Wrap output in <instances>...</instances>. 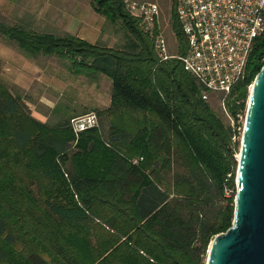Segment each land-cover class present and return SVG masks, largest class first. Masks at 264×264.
Wrapping results in <instances>:
<instances>
[{
    "label": "trees",
    "instance_id": "1",
    "mask_svg": "<svg viewBox=\"0 0 264 264\" xmlns=\"http://www.w3.org/2000/svg\"><path fill=\"white\" fill-rule=\"evenodd\" d=\"M89 4L122 31L117 46L0 17V37L25 55L65 58L73 73L110 81L97 126L75 136L68 118L31 116L27 97L0 78V264H46L44 256L52 264H203L208 242L232 219L231 136L239 137L237 116L262 65L264 34L228 93L231 126L177 59L157 60L121 0ZM174 5L170 29L181 54Z\"/></svg>",
    "mask_w": 264,
    "mask_h": 264
},
{
    "label": "built area",
    "instance_id": "2",
    "mask_svg": "<svg viewBox=\"0 0 264 264\" xmlns=\"http://www.w3.org/2000/svg\"><path fill=\"white\" fill-rule=\"evenodd\" d=\"M121 2L151 37L157 60L177 59L200 86L205 100L211 93L218 96L228 93L244 77L253 43L264 34V0H175L174 14L186 47L181 54H171L158 30L157 4L138 0ZM261 60L263 64L264 55ZM97 124V114L92 110L68 118L75 136ZM235 137L232 135V140Z\"/></svg>",
    "mask_w": 264,
    "mask_h": 264
},
{
    "label": "crops",
    "instance_id": "3",
    "mask_svg": "<svg viewBox=\"0 0 264 264\" xmlns=\"http://www.w3.org/2000/svg\"><path fill=\"white\" fill-rule=\"evenodd\" d=\"M51 1L44 0L40 5H34L36 9L33 13L24 12L18 17L19 19L14 18L20 20L21 25L35 31L52 34H56L53 31H60V34L68 32L87 42H98L104 19L91 8L88 0H65L64 6L60 8L59 6L55 8L52 5L54 2ZM31 2L33 3V1ZM24 5L26 4L17 0H0V11H5L7 8L13 10L14 6L22 7ZM40 7L41 10H39ZM46 9H48L47 13L45 12ZM37 26L40 27L34 28ZM43 56L50 57L44 60ZM53 59H55L53 55L37 54L27 56L13 42L0 37L2 72L11 79L17 88L28 95H32L35 103L31 104L27 101L30 114L42 122L46 121V118L50 115L53 122H56L59 119L83 113L85 110V108H81L82 105H79L78 98L75 94H72V90L66 91L67 77L71 74L67 73L68 71L66 72L64 64L59 62L55 64L56 62L54 63ZM64 72L69 76L63 74ZM108 103L109 98L101 108H106ZM38 107L44 109V112Z\"/></svg>",
    "mask_w": 264,
    "mask_h": 264
},
{
    "label": "water",
    "instance_id": "4",
    "mask_svg": "<svg viewBox=\"0 0 264 264\" xmlns=\"http://www.w3.org/2000/svg\"><path fill=\"white\" fill-rule=\"evenodd\" d=\"M230 225L208 242L204 264H264V63L248 86Z\"/></svg>",
    "mask_w": 264,
    "mask_h": 264
},
{
    "label": "rangeland",
    "instance_id": "5",
    "mask_svg": "<svg viewBox=\"0 0 264 264\" xmlns=\"http://www.w3.org/2000/svg\"><path fill=\"white\" fill-rule=\"evenodd\" d=\"M17 1L18 2L21 1L26 5H24L22 7L14 6L13 10H10V8H7V9H5V11H2L3 13L0 11V17L5 22H7V23H19L20 24V20H18L19 19L18 17H20L24 12L25 13H29V12L33 13L34 9H36V6H34V5H40L41 2H43L44 0H17ZM31 1H33V3ZM47 1H49V0H47ZM73 1H78V0H73ZM138 1H145V2L148 1V2H154L157 4L158 9H159L158 30L162 33V35L165 39L168 53H171V54L177 53V48H178L177 42L175 41V37H174V35L170 29V13H171V7H172V0H138ZM51 2L52 3L54 2L52 5L55 8L58 6L60 8V7L64 6L65 0H52ZM49 4H51V3H49ZM53 6H52V8H53ZM47 7H48V5H47ZM41 9L42 8L40 7L39 10H41ZM47 10L48 9H46L45 12ZM55 11H57V10H55ZM41 16H43V15H41ZM14 17L18 18V19H15ZM102 19H103V17H102ZM39 27L40 26H37L34 28H39ZM53 32H55L57 35L63 34V33L60 34L61 33L60 31H53ZM64 33H66V32H64ZM121 38H122V31L117 26H112L110 23H108L107 21L104 22V20H103V23H102L101 28H100L99 40L97 43L105 45L107 47H114V46H117L121 42ZM43 57H44L43 59L46 60L47 58L49 59L50 56H47V57L43 56ZM53 57L55 58V59H53V62L54 63L56 62L55 64H58L57 62L64 64L65 68H66V72L68 71L67 73L71 74V76H69L66 72L63 73L65 75L69 76V77H67V82H66L67 83V89H66V91L72 90L71 91L72 94H75V96H77L79 105H82L81 108L82 107L85 108V110L83 112H87V111L92 110L99 117L98 112H100L102 109H104V108H101V106L103 104H106L107 99L109 98V88H110L109 79L105 75H103V74L101 75V73H98V75L96 74L95 76L92 75L91 77L86 75V73H84V72L73 73V71L70 70L71 65H70L69 60H67L65 58H58L55 55H53ZM44 64H45V62H44ZM59 66L62 67L61 65H59ZM60 69L62 70V68H60ZM62 72H63V70H62ZM0 78H2L9 86H14L18 90L19 93L25 95L27 97L26 100L28 102H31V104L35 103V99L32 97V95H28V94L24 93L20 88H17L12 83L11 79L6 74H3L1 61H0ZM248 86H249V84L246 86V92H248ZM228 93H226L222 96H218L216 94L211 93V94H209V96L207 98V102L209 103V105L213 109V111L218 116H220V118H222L224 121H228L229 124L234 126L235 121H233V118L230 115L228 107H227V101H230V98L227 99ZM39 109L42 112H44V109H41V108H39ZM244 111H245V109L243 108L241 111L238 112V116H237V121L241 122V125H242V121H243ZM100 115L101 116L99 119H101V123L99 125H101L100 128H101L102 133H105V128L107 126L106 120H105L103 114H100ZM46 121L49 123H52L53 122L52 116L51 115L48 116V118H46ZM240 132H241V128H240ZM233 141H236V143H237L236 148H235L236 151H234V156H235V155H237L236 153L238 150L239 138L236 136ZM15 246L18 247V245H15ZM204 257H205V255H204ZM44 258L46 260V264H52L46 256H44Z\"/></svg>",
    "mask_w": 264,
    "mask_h": 264
}]
</instances>
